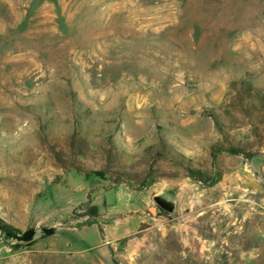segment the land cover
<instances>
[{
	"label": "rangeland",
	"instance_id": "374dc122",
	"mask_svg": "<svg viewBox=\"0 0 264 264\" xmlns=\"http://www.w3.org/2000/svg\"><path fill=\"white\" fill-rule=\"evenodd\" d=\"M262 98L264 0H0V264H264Z\"/></svg>",
	"mask_w": 264,
	"mask_h": 264
},
{
	"label": "trees",
	"instance_id": "16d2710c",
	"mask_svg": "<svg viewBox=\"0 0 264 264\" xmlns=\"http://www.w3.org/2000/svg\"><path fill=\"white\" fill-rule=\"evenodd\" d=\"M264 99H261V102H263ZM76 135L74 134L72 136L73 140L76 139ZM229 152L232 154H240L243 153L241 150L235 149V148H231L229 149ZM82 153V152H81ZM217 180H214L212 182V184H216ZM94 213H97L98 208L97 207H93L92 208ZM0 229H2L3 231H5L9 236L12 235L14 237H19V238H24V239H31L34 235V231L32 229H29L27 232H23L17 228H15L14 226L10 225L9 223L3 221L2 219H0Z\"/></svg>",
	"mask_w": 264,
	"mask_h": 264
}]
</instances>
